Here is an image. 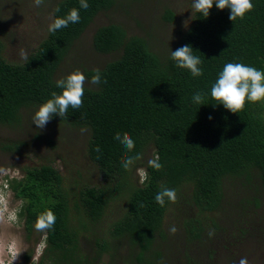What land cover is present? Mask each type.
Returning a JSON list of instances; mask_svg holds the SVG:
<instances>
[{"label": "trees", "instance_id": "obj_1", "mask_svg": "<svg viewBox=\"0 0 264 264\" xmlns=\"http://www.w3.org/2000/svg\"><path fill=\"white\" fill-rule=\"evenodd\" d=\"M87 2L88 9H80L79 23L49 32L52 20L79 8V0H44L39 7L33 0H0L3 41L14 40L18 34L26 36V21L19 23L26 12H35L40 21V25L34 21L28 27L27 42L32 40L33 49L26 60L8 62L2 56L0 40L1 126L19 128L26 123V128H35L33 118L26 122L27 113L51 98L52 92L61 91L56 87L57 74L73 45L100 13L116 4V0ZM252 3L253 10L235 21L229 20L230 9L220 10L215 4L208 17L193 10L191 25L167 52L154 51L143 38L129 37L119 25L96 30L93 50L117 57L100 68L102 81L107 83L85 87L83 106L69 107L65 117L54 116L51 121L57 127L67 125L88 132L84 158L102 184L86 179L69 186L52 162L25 167L21 179L8 182L13 198L22 203L18 217L31 251L38 242L44 245L36 264H98L103 255L111 256L120 247L135 252L131 264H165L164 253L156 249L167 240L165 222L176 217L187 244L200 242L205 227L199 219L185 218L187 212L182 211L186 207L199 216L219 212L228 180L240 181L244 193H255L252 200L243 202L244 208L253 207L254 224L239 231L245 245L255 242L259 230L255 213L264 199V101L247 102L242 111L232 113L210 96L211 86L227 63L264 71V0ZM162 19L172 23L175 15L166 11ZM16 20L18 31L14 32L9 25ZM185 45L202 60V76L193 77L171 59V51ZM95 70L83 73L90 80ZM197 92L205 96L203 105L193 102ZM125 132L135 142L132 152L114 139L116 133L122 136ZM35 140L44 141L37 136ZM20 145L0 144V152L19 151ZM137 153L143 159L131 171L125 170L122 159ZM156 155L162 164L159 171L147 165ZM139 164L147 172V180L135 186L131 178ZM161 187L175 189L177 202H166L164 207L157 204L154 197ZM186 187L190 191L183 196ZM119 200H124L125 209L110 221L108 211ZM46 210L55 214V224L38 231L37 217ZM212 224L222 234L214 221ZM93 228L100 236L92 237L93 254L88 256L80 241ZM241 243L236 246L238 251H242ZM31 251L24 256L26 264H33Z\"/></svg>", "mask_w": 264, "mask_h": 264}, {"label": "rangeland", "instance_id": "obj_2", "mask_svg": "<svg viewBox=\"0 0 264 264\" xmlns=\"http://www.w3.org/2000/svg\"><path fill=\"white\" fill-rule=\"evenodd\" d=\"M192 4L193 0H116L115 6L110 11L100 13L73 45L67 63L59 69L57 78H65L75 70L83 72L84 70L100 69L117 58L115 54H97L92 47V38L96 30L108 25L121 26L129 37L143 38L156 52L161 50L167 52L179 35L191 25ZM166 11H171L175 15L174 22L167 23L162 19ZM14 12H16L14 15L19 16L18 10H14ZM36 16L35 12H26L24 19H19V23L26 21V24L23 25L27 26L24 38L18 34L14 40L11 37V39L3 41L2 35H0V40L3 42L2 56L8 62H21L23 58L20 53L23 51L28 55L33 49L32 40L27 42V30L30 25H34V21L40 25ZM5 19L7 18L5 17ZM9 28L14 32L18 31L17 20L10 24ZM85 87L92 86L86 83ZM37 109L38 107L30 109L27 118H25L26 122L29 118H33ZM36 136L43 138L44 141L38 143L35 140ZM87 136L88 132L84 129L71 128L67 125L57 127L53 121H50L44 129L36 127L28 129L26 123L19 128L0 125V144H21L19 151L0 152V264H26L24 256L32 248L26 240L23 221L18 217L22 203L13 198V194L8 188V182L13 179H21L23 177L22 169L25 167L52 162L65 177L69 186L73 181L78 182L86 179L92 183L102 184L96 170L84 158ZM140 169L144 170L143 165L139 164L131 178L135 186L142 184L139 175ZM231 181L228 180L224 183L225 197L219 212L213 215L199 216L196 211L186 207L182 211L187 212L185 218L199 219L205 227L200 242L196 240L187 244L184 231L176 217L165 222L167 240L165 244L156 247L158 251L164 253L162 259L165 264L198 262L202 264H239L242 258H246L247 264H264V199L255 213L258 219L255 228H259L256 232V240L249 246V243L245 245L239 231L253 226L251 215H253L254 209L252 206L244 208L243 202L248 199L252 200L255 193H248V191L244 193V187L240 181ZM189 191L190 188L186 187L183 190V196L188 195ZM242 207L245 212H242ZM124 209V200L117 201L116 206L109 209L107 218L110 217V221L113 220ZM171 216L172 211L168 218ZM212 221L220 227L222 234L215 231ZM171 226L177 228L175 234L170 233ZM93 230L94 228L88 229L85 234L86 238L80 241L82 252L88 256L93 254L92 237L100 236L99 232L95 230L93 233ZM210 231H214V235L211 237L209 236ZM241 241L242 251H238L236 246ZM233 242H235L234 246ZM43 248V244L39 242L35 244L31 251L33 264L38 262ZM173 248L176 250L174 251ZM17 256L18 259H16ZM134 257V251L120 247L111 256L103 255L98 264H131ZM187 259L191 262L188 263Z\"/></svg>", "mask_w": 264, "mask_h": 264}, {"label": "clouds", "instance_id": "obj_3", "mask_svg": "<svg viewBox=\"0 0 264 264\" xmlns=\"http://www.w3.org/2000/svg\"><path fill=\"white\" fill-rule=\"evenodd\" d=\"M34 6L39 7L44 3V0H33ZM220 10L230 9L229 20L235 21L237 18L243 19L245 14L253 10L252 0H193L192 8L195 12L201 13L204 17H208L213 5ZM87 0H79V8H72L63 17H56L48 26L49 32H56L68 25L79 23L80 9H88ZM59 11V8L56 9ZM21 58L27 59L25 52L20 53ZM171 59L176 62V66L180 69H187L193 77L203 75V70L200 67L202 60L199 56L193 54L191 46H181L175 51H171ZM102 81L100 69L95 70V74L90 80L80 70H75L68 74L65 78L56 81V87L61 91L59 93L52 92L51 98L42 103L35 111L33 116V124L36 128L44 129L46 125L53 119L54 116L63 118L67 115L69 107L72 109H80L83 106V97L85 84L99 85ZM210 96L217 104H222L227 110L232 113L242 111L247 102L257 103L264 101V71L258 70L253 66H247L243 63H227L219 73L217 80L213 83L210 90ZM195 104L203 105L205 96L202 92H197L192 97ZM209 119H212L210 116ZM115 140H118L128 152L135 149V142L130 134L125 132L121 136L116 133ZM99 152V147L96 148ZM143 159L142 154L137 153L133 156H126L122 159L121 164L127 171H131L137 161ZM148 167L161 170L162 164L158 155L148 159ZM141 183L147 180V172L143 169L139 170ZM154 200L161 207H164L166 202L176 203L177 192L175 189L161 187L160 191L154 197ZM141 207L144 205L141 204ZM55 214L51 210L38 215L35 228L38 231L51 229L55 224ZM171 234H175L177 228L171 226L169 228ZM214 235V231L209 232V236ZM18 259V256L16 257ZM239 264H247L246 258H242Z\"/></svg>", "mask_w": 264, "mask_h": 264}]
</instances>
